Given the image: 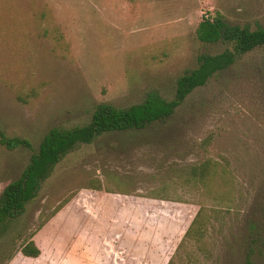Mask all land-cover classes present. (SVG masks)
<instances>
[{"label":"rangeland","instance_id":"obj_1","mask_svg":"<svg viewBox=\"0 0 264 264\" xmlns=\"http://www.w3.org/2000/svg\"><path fill=\"white\" fill-rule=\"evenodd\" d=\"M218 13L264 28V0H0V139L33 145L0 142V199L50 129L88 124L101 103L130 107L152 91L173 100L201 55L226 49L196 34ZM68 199L87 214L79 248L41 229L37 243L53 252L19 255ZM0 264H264V47L168 121L74 148L0 240Z\"/></svg>","mask_w":264,"mask_h":264},{"label":"trees","instance_id":"obj_2","mask_svg":"<svg viewBox=\"0 0 264 264\" xmlns=\"http://www.w3.org/2000/svg\"><path fill=\"white\" fill-rule=\"evenodd\" d=\"M196 34L202 43L224 44L226 49L215 55H201L199 66L178 79L173 100H167L152 91L142 103L130 107L101 103L88 124L72 128L55 127L45 134L21 176L3 189L0 199V240L8 234L16 220L24 215L28 204L37 198L44 181L51 176L57 164L78 145L90 144L105 133L143 130L168 121L194 90L204 86L217 72L233 65L238 55L264 47V28L253 30L249 26L231 25L220 13L214 16L204 15ZM0 142L11 150L22 146L33 149L28 139L8 137L4 133H1ZM70 201L68 199L62 203L44 225ZM199 215L200 213L192 226L197 223ZM44 225L19 249L24 256L36 258L41 255L42 251L34 236ZM14 256L15 254L10 255L7 261H11Z\"/></svg>","mask_w":264,"mask_h":264},{"label":"crops","instance_id":"obj_3","mask_svg":"<svg viewBox=\"0 0 264 264\" xmlns=\"http://www.w3.org/2000/svg\"><path fill=\"white\" fill-rule=\"evenodd\" d=\"M86 212L78 207L73 206V200L68 202L67 205H65L45 226L44 228H42V231L40 232H45L48 229H52L55 228L56 232L59 235V240L60 241H65L66 245H68L69 247L66 248L65 251H67V249H71L72 247L74 248H79L80 243H82V229H80V227L82 226V221L84 220L85 216H86ZM97 223H93L92 221V225H91V230H90V237H89V242L90 245L87 248V250H89L91 253L93 252V248H92V244L95 243V239L96 242L98 241V234L97 232ZM37 237H39V233H37L34 236V240L37 243ZM51 239H54L53 234H51ZM94 239V240H93ZM37 245L40 247L42 253L39 257L36 258H32V257H27L24 256L21 252L19 253V255L24 256L26 258L32 259L34 261H40L41 259L44 258L45 253L50 254L53 252L50 250L49 247L46 246V244H42L41 246L37 243ZM159 248H161L162 250L164 249V246H160ZM155 257L157 258V261H161L159 260L160 257V253L157 251L155 252ZM15 259H19V257H15ZM168 261V259H167ZM145 262V261H144Z\"/></svg>","mask_w":264,"mask_h":264}]
</instances>
